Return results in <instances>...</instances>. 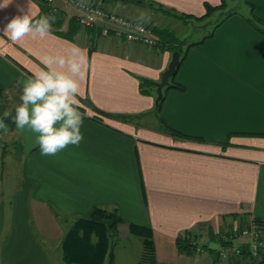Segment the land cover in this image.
Returning <instances> with one entry per match:
<instances>
[{"label":"crops","instance_id":"crops-1","mask_svg":"<svg viewBox=\"0 0 264 264\" xmlns=\"http://www.w3.org/2000/svg\"><path fill=\"white\" fill-rule=\"evenodd\" d=\"M146 1L187 18L104 3L180 40L188 21L208 14V6L222 8V0ZM246 3L248 12L227 13L211 37L189 48L174 79L183 90L166 91L159 114L152 88L143 94L139 85L141 79L160 81L170 51L130 44L113 33L101 36L103 27H113L106 21L69 38L64 33L81 11L65 0L52 3L64 13L58 31L12 41L3 33L7 22L26 11L38 14L39 6L11 0L0 8V113L14 115L21 82L45 67L46 52L79 47L87 57L78 77L84 119L78 145L42 155L33 135L19 133L10 117L7 129H0V264H80L72 257L79 254L73 241L81 236L72 230L96 208L120 218L114 248L135 237L130 225L150 228L156 264H215L214 251L179 252L175 239L191 231L196 243H215L220 255L238 241L228 231L264 222V36L248 21L251 15L264 21V0ZM114 248L103 264L115 263Z\"/></svg>","mask_w":264,"mask_h":264},{"label":"clouds","instance_id":"clouds-1","mask_svg":"<svg viewBox=\"0 0 264 264\" xmlns=\"http://www.w3.org/2000/svg\"><path fill=\"white\" fill-rule=\"evenodd\" d=\"M11 0H0V8ZM144 19V14H141ZM55 12L15 15L7 22L3 33L12 41L23 40L26 36L45 37L50 34ZM87 57L79 47L67 52H46L42 57L45 67L24 79L20 102L11 110L0 113V129H7L5 118L10 117L16 130L33 135L42 155H55L69 145H78L83 139L81 130L84 123L80 110V79L84 75ZM32 147L26 144L25 150Z\"/></svg>","mask_w":264,"mask_h":264},{"label":"trees","instance_id":"trees-1","mask_svg":"<svg viewBox=\"0 0 264 264\" xmlns=\"http://www.w3.org/2000/svg\"><path fill=\"white\" fill-rule=\"evenodd\" d=\"M103 2L107 0H102ZM112 1H118L123 4H134V5H140V6H146L149 8H152L154 10H158L161 13L171 16L176 19L181 18H187V16L181 17V15L173 14V11L165 10L161 5L154 4L153 2H148L146 0H112ZM38 6H39V14L42 13H51L55 12L57 16V20L54 22L52 30H59L61 28V25L63 23L64 19V13L50 5L46 0H36ZM224 6V0L221 1L220 7ZM215 8H211L208 6L207 13ZM249 23L260 33L264 36V21L258 19L254 15H251V18L248 19ZM73 24H71V27L64 33L65 36L72 38L79 30V26L77 23V20L72 18L70 20ZM220 24L217 23L215 27H217ZM154 36L157 39V44L153 48H159L160 50H167L173 53L174 51H177L180 53V61L179 65L177 67L176 73L179 69V67L184 62L187 52L189 48L201 44L205 38L211 37L212 33H210L208 36L204 37L203 40H200L198 42H193L187 44L184 40H180L174 32L167 30V29H158L153 28ZM175 75L169 79V84L164 88V93L162 94V97L160 100H158L155 104L154 111L159 114L161 112V108L163 105V102L165 100V92L169 89H179L183 90V87L179 85L178 83L174 82ZM152 86H155V83L147 80V79H141L140 80V91L145 94L149 93V88H152ZM2 92V89L0 87V93ZM175 135H179L178 133H174ZM120 222V218L117 216V214L113 212H108L103 209L96 208L93 210L91 217L88 220H80L77 224V227L75 226L72 230L73 233L78 234L80 233V241H73V246L75 247V252L78 249V256L76 257L75 254L72 257L73 259H78V261H75L76 263H79L80 260H83V264H90L87 263L93 258H97L99 260L96 264H103L106 255L109 252V248L111 247L112 237L114 235V228L117 226V224ZM253 222L257 224H264L263 221L253 220ZM130 232L141 239L142 247H143V253L141 257L140 264H156L155 260V252H154V243L152 239V231L150 228L143 227V226H137V225H130ZM110 233L113 235L111 236ZM94 234L97 237V241L95 244L90 242L91 235ZM193 232L187 231L183 234L179 235L175 239V245L179 252H184L187 254H193L195 252L196 247L198 246V243L193 242ZM229 243V241H222L221 245L226 246ZM206 245L201 246V248H204ZM249 254V251L247 252ZM72 262V261H71ZM258 264H264V253L262 254L261 260L258 262Z\"/></svg>","mask_w":264,"mask_h":264},{"label":"rangeland","instance_id":"rangeland-1","mask_svg":"<svg viewBox=\"0 0 264 264\" xmlns=\"http://www.w3.org/2000/svg\"><path fill=\"white\" fill-rule=\"evenodd\" d=\"M225 1H224V6L220 10L213 9V10L209 11L208 14H206L205 16H203L201 18H193V20L188 21L186 23V26H183L181 32L178 33L179 37L182 40H184L187 44L200 41L204 37L208 36L213 31V28L215 27V25L217 23H219L227 13H230L232 11L248 12L247 8L249 7V5L246 3V0H234L233 3L231 1L229 2L228 0L226 2ZM172 13L176 14L174 12H172ZM250 18H251V16H250ZM181 19H183V18H181ZM152 91H153L152 93L154 94L155 99H156L157 92H156L155 86H152ZM147 125H148V121H147ZM14 161H15L14 158H12V156H9L8 166L12 167ZM0 164H1V160H0ZM252 222L253 221H251L250 223L241 224L239 229H236L234 231L233 230L228 231L230 237H232L234 239H238V241L234 246L233 245L228 246L229 250L228 251L226 250L224 252V254H222V255L221 254L218 255L219 253L217 250L214 251L213 254L215 256V260H214L215 264H226V262H227V264H258V262L261 260L262 254L264 253V233L262 234V236L260 237V240H259L260 242H262V245H263L262 249H261L262 251H260V257L259 258H253L252 256H250L247 253L249 251L248 247L250 246V241L248 238L242 237L240 235V230L243 228L249 227ZM259 225H262V224H259ZM117 234L118 233H117L116 227H115L114 228V235L112 233H110L111 236L113 235V237H112L113 240H112V242L110 241L111 248H114V243L117 242L119 239ZM193 238H194L193 241L196 242L197 238H196V235L194 233H193ZM89 239H90L91 243L95 244V242L92 241V240L96 239L95 236H92ZM132 240L136 241V243H134V241H132ZM223 240L226 242L229 241L228 237H226V236L222 238V241ZM140 245H141V247H140ZM199 246L201 247V245H199ZM207 246H208V244H206V246L204 248H202V250L204 249V251L209 252V250L207 249ZM49 248L51 249L50 246H49ZM50 249H48L49 255L53 259L55 258V260H56L55 251L52 249L50 250ZM142 253H143L142 243L137 242L136 236L132 237L131 240H129V241H120V242H118L117 246L114 248L115 263L116 264H140ZM193 254H199V253L194 252ZM75 260L78 261V259H75ZM110 260L111 259H109V262H110ZM81 262H83V260H80V262H79L80 264H83ZM98 262H99V260L97 258H93L92 260H90L87 263L96 264ZM115 263L113 260V262L111 261L110 264H115Z\"/></svg>","mask_w":264,"mask_h":264},{"label":"built area","instance_id":"built-area-1","mask_svg":"<svg viewBox=\"0 0 264 264\" xmlns=\"http://www.w3.org/2000/svg\"><path fill=\"white\" fill-rule=\"evenodd\" d=\"M46 1L52 5L54 0ZM65 1L71 2V4L81 11V14L76 18L80 29L93 28L99 21H106L113 27H103L99 32L101 36H108L110 33H113L117 38H123L130 44L142 45L146 48H153L157 44L152 26L138 22L136 19L129 18L123 13H118L109 7H105V3L102 0ZM263 233L264 224L259 225L255 222H252L249 227L240 230V235L248 238L250 241V246L248 247L249 255L253 258L260 257L263 245L259 240ZM201 251L202 248L198 245L195 252L200 253ZM225 251L222 248L220 254H224Z\"/></svg>","mask_w":264,"mask_h":264},{"label":"water","instance_id":"water-1","mask_svg":"<svg viewBox=\"0 0 264 264\" xmlns=\"http://www.w3.org/2000/svg\"><path fill=\"white\" fill-rule=\"evenodd\" d=\"M179 61H180V53L177 51H174L171 54V59L168 63L166 70L162 73L160 81L158 83H155L156 92H157L156 102L161 99L162 90L164 87L168 85L169 79L175 75L177 67L179 65ZM207 248L208 250L216 251L217 246L215 243H210L207 246Z\"/></svg>","mask_w":264,"mask_h":264}]
</instances>
